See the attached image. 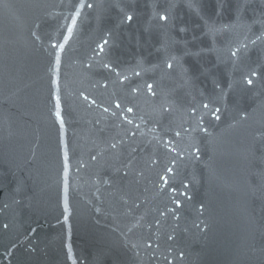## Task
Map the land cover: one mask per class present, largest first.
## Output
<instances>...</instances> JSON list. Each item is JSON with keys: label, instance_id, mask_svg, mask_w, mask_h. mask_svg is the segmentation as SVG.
Returning <instances> with one entry per match:
<instances>
[{"label": "water", "instance_id": "1", "mask_svg": "<svg viewBox=\"0 0 264 264\" xmlns=\"http://www.w3.org/2000/svg\"><path fill=\"white\" fill-rule=\"evenodd\" d=\"M0 264H264V0H0Z\"/></svg>", "mask_w": 264, "mask_h": 264}, {"label": "snow or ice", "instance_id": "2", "mask_svg": "<svg viewBox=\"0 0 264 264\" xmlns=\"http://www.w3.org/2000/svg\"><path fill=\"white\" fill-rule=\"evenodd\" d=\"M91 5H89L90 7ZM162 19H166V17H161ZM129 20H131V17H128ZM69 31H71V29H69ZM233 55H235V53H233ZM169 67H171V65H169ZM248 84H252L251 80H248ZM148 88L151 89L152 85H148ZM117 107H119V105H117ZM205 107H207V105H205ZM105 111H107V109H105ZM129 111H131V109H129ZM217 112L219 111V109L216 110ZM217 119H219V116H216Z\"/></svg>", "mask_w": 264, "mask_h": 264}]
</instances>
